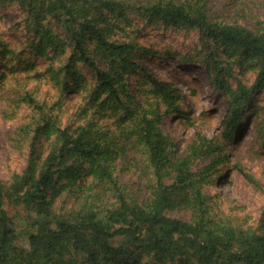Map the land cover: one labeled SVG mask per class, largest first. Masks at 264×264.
<instances>
[{"label":"trees","instance_id":"16d2710c","mask_svg":"<svg viewBox=\"0 0 264 264\" xmlns=\"http://www.w3.org/2000/svg\"><path fill=\"white\" fill-rule=\"evenodd\" d=\"M205 1L0 0L19 7L27 48L46 63L35 79L59 92L53 104L34 93L20 99L36 121L25 132H32L25 169L0 182V264H264V225H234L214 212L203 188L217 179L226 145L264 91V23L249 30L213 21ZM148 26L196 31L209 85L226 103L221 133L196 134L182 155L162 122L183 114L184 94L137 62L158 54L137 42ZM15 55L0 43V63ZM248 73L249 87L236 79ZM71 94L79 106L63 124ZM129 168L134 184L122 181ZM181 209L188 220L171 215ZM10 210L25 212V230Z\"/></svg>","mask_w":264,"mask_h":264},{"label":"rangeland","instance_id":"374dc122","mask_svg":"<svg viewBox=\"0 0 264 264\" xmlns=\"http://www.w3.org/2000/svg\"><path fill=\"white\" fill-rule=\"evenodd\" d=\"M170 1L182 3L184 0ZM205 3L213 21L237 24L249 30H256L259 23H264V0H206ZM23 21L16 4L0 6V43L16 53V61L0 63V182H8L14 174L22 173L27 164L32 132H25L28 128L32 130L36 120L32 119L35 118L32 109L20 101L21 97L34 93L38 103L58 101L57 89L35 79V72H43L46 63L30 54ZM137 42L158 53L137 62L157 79L179 87L184 94L183 114L165 117L162 122L163 131L172 137L178 152L184 154L198 133L209 139L218 136L226 103L209 85L207 69L200 61L198 33L148 26L139 33ZM27 63L33 64L32 70L25 67ZM82 73L91 80L86 70ZM254 77V73H248L236 79L249 87ZM140 82L139 74L129 78V87L135 96L142 89ZM80 98L73 94L64 98L60 117L63 124L73 119ZM250 106L238 133L226 145V157L217 167V179L203 188L216 214L242 229L258 230L264 225V112L260 110L264 107V91L254 95ZM132 153L135 155V151ZM208 161L202 160L194 168L201 169ZM240 169L255 184L245 179ZM129 170L122 181L134 184L137 180L132 173L136 170ZM9 213L14 217L15 227L24 229L25 212L10 210ZM171 215L184 221L189 219V212L182 209ZM25 236L27 232L22 237Z\"/></svg>","mask_w":264,"mask_h":264}]
</instances>
